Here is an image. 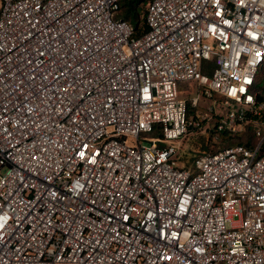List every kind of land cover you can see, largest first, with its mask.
Returning <instances> with one entry per match:
<instances>
[{
	"label": "built area",
	"instance_id": "2783aa9c",
	"mask_svg": "<svg viewBox=\"0 0 264 264\" xmlns=\"http://www.w3.org/2000/svg\"><path fill=\"white\" fill-rule=\"evenodd\" d=\"M120 1L0 0V264H264V0Z\"/></svg>",
	"mask_w": 264,
	"mask_h": 264
},
{
	"label": "rangeland",
	"instance_id": "374dc122",
	"mask_svg": "<svg viewBox=\"0 0 264 264\" xmlns=\"http://www.w3.org/2000/svg\"><path fill=\"white\" fill-rule=\"evenodd\" d=\"M142 0H132V3L134 7H137V14H138V29H142V21H143V15H144V10L146 8V3L148 0L143 1L141 4L138 5ZM118 17V14H114V19ZM135 23H132L134 26ZM264 74V70L261 71V74ZM180 95L185 96L186 98L189 99V95L193 93L194 88L193 87H188L185 84H181L178 88ZM211 106V102L207 99H203V97H199V102H198V107L201 110V113H207L210 114L208 115L209 119H207L206 122L202 124L201 127H198L189 134H187L184 138L179 139L176 143V146L178 144V153L176 156V165L178 168H183V167H189L194 158L197 156L201 155L199 153V145L206 140H209L210 145H209V152H215L218 149H221L223 147H227L226 143L220 142L219 134L217 130V124H218V118L215 116H211L213 114L209 113L205 107ZM197 110H194V113ZM218 112V111H217ZM219 114V113H217ZM212 130L214 131L212 133ZM252 130V129H251ZM251 130L248 129V127H244L243 130L237 131L235 133H228L229 136H239L240 138L234 139L231 142L236 143L237 141H244L246 136L248 134H251ZM249 142V141H248ZM145 145H148V143L144 142ZM223 146V147H222ZM234 146V145H232ZM231 147V146H230Z\"/></svg>",
	"mask_w": 264,
	"mask_h": 264
},
{
	"label": "trees",
	"instance_id": "16d2710c",
	"mask_svg": "<svg viewBox=\"0 0 264 264\" xmlns=\"http://www.w3.org/2000/svg\"><path fill=\"white\" fill-rule=\"evenodd\" d=\"M143 1H145V0H142L140 3H138V5L141 4ZM120 11H121L122 18L124 20H127L130 23V25L132 26V28L134 29L135 37H138L141 34H143L144 32H146V27H145L143 21H142V24H143L142 29L141 30L138 29V23L139 22L137 20L138 19L137 7H134L132 0H121L120 1ZM132 23H135L134 26L132 25ZM262 70H264V67L259 71V73L256 77V81H255V91H256V101L257 102H264V74L263 73L261 74ZM248 129L251 130V127L248 126ZM213 132L214 131L212 130V133ZM218 134H219V138L221 140L220 142L226 143L227 147H230L232 145H240V144L251 145L252 143L255 142L252 130H251V134L249 133L248 136H246L244 141H237L236 143L231 142V141L234 139L240 138L239 136H229V134L225 131L218 132ZM209 145H210L209 140H206L204 143L202 142L199 145V153L198 154L214 153V152L208 151ZM227 147H223L221 149H224ZM221 149H218V150H221ZM218 150H216V151H218Z\"/></svg>",
	"mask_w": 264,
	"mask_h": 264
}]
</instances>
